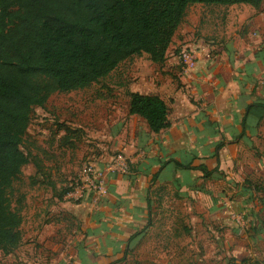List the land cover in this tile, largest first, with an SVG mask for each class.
Wrapping results in <instances>:
<instances>
[{"label": "crops", "instance_id": "crops-1", "mask_svg": "<svg viewBox=\"0 0 264 264\" xmlns=\"http://www.w3.org/2000/svg\"><path fill=\"white\" fill-rule=\"evenodd\" d=\"M219 6L230 11L221 18L226 25L207 12L193 26L182 27L183 21L165 62L154 63L143 53L145 81L128 89L161 96L170 107V125L151 131L144 118L129 114L127 96L108 132L109 148L123 154L127 170L107 174L108 194L98 203L53 197L59 216L81 219L72 225L79 236L50 247L46 231L54 222L29 225L41 247L69 258L61 263L45 255L40 264H110L158 211L166 207L178 215L179 205L202 231L211 230L214 245L230 262L264 264V0L259 9ZM188 39L195 40L186 45L198 48L193 71L184 70L177 55ZM109 160L98 165L104 168ZM203 168L210 174L204 176ZM243 208L252 228L238 235L230 215ZM25 236L23 231L15 253L24 254Z\"/></svg>", "mask_w": 264, "mask_h": 264}, {"label": "trees", "instance_id": "trees-1", "mask_svg": "<svg viewBox=\"0 0 264 264\" xmlns=\"http://www.w3.org/2000/svg\"><path fill=\"white\" fill-rule=\"evenodd\" d=\"M239 3L259 9L263 0H0L1 251L9 254L23 241V216L11 208L7 189L30 161L21 146L34 107L54 92L89 86L132 56L165 62L190 6ZM126 95L129 114L144 118L151 131L170 125L161 96L129 89ZM70 191L65 187L58 197Z\"/></svg>", "mask_w": 264, "mask_h": 264}, {"label": "rangeland", "instance_id": "rangeland-1", "mask_svg": "<svg viewBox=\"0 0 264 264\" xmlns=\"http://www.w3.org/2000/svg\"><path fill=\"white\" fill-rule=\"evenodd\" d=\"M207 12L214 16L218 14L216 18H220V24L226 25L221 18L230 13L229 9L194 4L188 8L182 27L193 26L196 18L208 15ZM194 40L188 39L183 47ZM145 69V55L132 56L89 86L54 92L43 107H34L21 146L30 161L21 167L18 178L7 189L11 208L19 209L23 216V231L27 236L20 249L24 254L15 251L5 254L0 250V264H28L29 261L40 264L39 259H44L45 255L50 261L60 258L59 262L63 263V259L69 260L65 255L60 257L49 248L41 247V241L37 242L27 227L34 223L40 227L46 222H54L46 231L45 240L50 247H57L56 244L61 242L66 244L79 236L72 227L81 219L72 213V217L59 216L53 197L69 187L85 163L91 161L100 165L119 153L117 149L109 148L111 116L125 106L126 91L131 83L145 81ZM169 204L173 206L172 202ZM183 207L179 205L178 215L164 210L166 207L158 211L125 250L120 249V255L113 257L110 264H237L230 262V258L214 245L211 230L202 231L203 228L196 225L195 219ZM234 212L250 221L244 208ZM230 218L237 234L246 235L247 231L241 233L236 228L232 215ZM220 227L218 225V231Z\"/></svg>", "mask_w": 264, "mask_h": 264}, {"label": "built area", "instance_id": "built-area-1", "mask_svg": "<svg viewBox=\"0 0 264 264\" xmlns=\"http://www.w3.org/2000/svg\"><path fill=\"white\" fill-rule=\"evenodd\" d=\"M180 65L184 70L193 71L198 63V48L195 45H185L177 54ZM217 53H213L216 57ZM127 170V162L123 154L117 153L111 157L107 165L103 168L96 162H87L84 164L78 177L69 184L71 191L67 194L69 199L76 202L91 201L98 203L108 194L107 174L124 173ZM232 219L236 223L239 232H246L250 221H245L243 215L235 212L231 213Z\"/></svg>", "mask_w": 264, "mask_h": 264}]
</instances>
